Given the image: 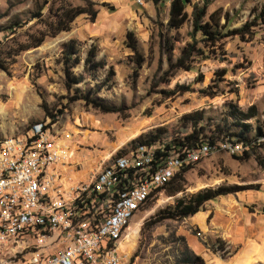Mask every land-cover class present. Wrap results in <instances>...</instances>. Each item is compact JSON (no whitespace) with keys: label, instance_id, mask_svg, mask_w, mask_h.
I'll return each instance as SVG.
<instances>
[{"label":"rangeland","instance_id":"374dc122","mask_svg":"<svg viewBox=\"0 0 264 264\" xmlns=\"http://www.w3.org/2000/svg\"><path fill=\"white\" fill-rule=\"evenodd\" d=\"M74 1L84 3V0ZM92 1L99 11L95 21L82 15L74 21L70 32L47 37L40 47L10 56L7 52L15 50L17 44L10 40L12 37L7 39L8 32L4 28L26 22L43 0H0V42L4 52L1 59L6 65V69L0 68V141L9 136L24 135L35 124L47 123L58 143L73 153L67 162L71 168L66 167L64 172L74 182H79L88 179L100 160L129 152L140 135L162 129L158 140L167 142L186 135L190 128L184 127L183 117L188 113L204 111L205 120L221 123L230 103L245 111L255 105L257 116L249 123L253 127L264 124V23L258 22L247 40L239 37L226 39L223 45L225 61L209 59L198 62L195 71L179 70L168 82L161 83L168 64L165 42L160 35L179 37L174 50V57H177L189 41L191 23L166 35L167 12L162 4L156 6L151 0H141L142 4L138 0ZM191 1L202 3L203 0ZM210 2L208 16L216 10L221 14L228 13L230 29L253 20L264 8V0ZM110 5L114 7L113 12L108 9ZM127 6L130 16L124 13ZM43 17H50L49 6L44 9ZM44 28L40 20L25 23L18 29L17 41L25 42L29 35ZM128 31L134 32L145 57L138 73L135 72L132 52L125 44ZM72 39L79 41L83 57L92 45L97 46V59H104L107 65L96 77L85 76L83 83L69 90L61 53L63 45ZM110 67H113L115 76L108 82ZM222 69L226 71L223 77L218 74ZM197 70L203 73V81H195ZM74 71L83 73L82 65ZM103 82L108 84L95 95L104 105L118 109L117 112H104L83 100H72L74 95ZM176 85H190L192 91L165 98L162 92L174 90ZM54 116L57 118L52 122ZM209 129L207 134L213 131ZM247 135L254 139L255 131ZM260 143L248 158L239 159L220 152L195 163L185 175L187 194L219 186L244 187L239 193L205 205L204 211L218 206L225 208L216 217L219 224L212 237L205 238L187 221L188 218L164 220L151 227L161 210L184 195L169 197L160 192L132 217L119 246L125 258L136 264H177L188 246L202 256L206 264H244L246 259L249 264L263 263L264 140ZM218 239L229 247L224 259L206 245ZM223 251L219 250V253Z\"/></svg>","mask_w":264,"mask_h":264},{"label":"built area","instance_id":"2783aa9c","mask_svg":"<svg viewBox=\"0 0 264 264\" xmlns=\"http://www.w3.org/2000/svg\"><path fill=\"white\" fill-rule=\"evenodd\" d=\"M245 147L232 140L198 148L164 140L137 144L100 160L87 180L74 182L63 171L71 168L73 153L47 123L5 137L0 264H136L119 247L134 214L183 168L220 152L242 154Z\"/></svg>","mask_w":264,"mask_h":264},{"label":"trees","instance_id":"16d2710c","mask_svg":"<svg viewBox=\"0 0 264 264\" xmlns=\"http://www.w3.org/2000/svg\"><path fill=\"white\" fill-rule=\"evenodd\" d=\"M154 5L166 2L165 0H151ZM168 11V20L166 24V35L172 31H179L186 23H191V32L189 33V41L180 49L179 55L174 57L175 44L179 41V37L160 35L165 42V50L167 54L168 69L164 73L162 82H168L175 73L179 70L193 72L196 68V63L206 61L209 59H216L221 62L226 60V53L223 51L224 41L228 38L239 37L241 40H247L248 36L254 33V27L258 22L264 23V8L253 20L245 22L241 27L230 29L228 25V13L221 14L220 10H216L208 16V8L211 5L210 0H203L201 2H192L191 0H170ZM95 3L92 0H84L83 4H78L74 0H43V4L31 15V17L24 23H15L14 26L4 28L8 32L7 39L16 42V49L12 52H7V55H19L31 49L40 47L47 37H55L63 32H70L74 21L86 15L90 21H95L99 15V11L95 8ZM49 6L50 17H43V11ZM107 6V5H105ZM191 8V12H188ZM110 11H114L113 6H109ZM50 18V19H49ZM225 22L222 23V19ZM37 20L41 21L45 28L28 36L27 41H17V32L25 23ZM161 42V43H162ZM126 47L132 52V61L135 64V72L142 68L145 57L139 48L138 40L133 31H128L126 35ZM3 43L0 42V68L6 69L5 61L1 59L4 54L1 51ZM164 47V45H163ZM221 50V52L218 51ZM98 47L92 45L86 52L85 57L81 55L79 41L72 39L63 45L61 53V63L63 65V72L65 76V83L67 89H71L77 84L84 82L85 76L92 78L96 77L100 69H103L107 62L104 59L98 60ZM82 65L83 73L76 74L74 69ZM198 71V76L195 81H203V73ZM225 69L218 71L221 77L225 74ZM115 76L113 67L109 68L106 81H111ZM108 83H101L95 88L80 95H74L72 100H83L86 104L93 108L102 110L104 112H117L118 109L104 105L102 100L95 94L106 86ZM192 91L190 85H176L174 90L163 91L165 98L175 97L180 94ZM209 94L208 91H202ZM227 115L221 123H211V119L205 120L204 111H196L188 113L183 117L184 127L190 128L186 135L176 136L170 143L177 147L188 146L191 148H198L204 143L215 144L222 140H232L235 142H243L245 150L243 156L236 155L239 159H245L255 152L260 141L264 140V124L253 127L249 121L257 116V107L251 105L246 111L239 106L230 103L228 105ZM56 116L53 121H56ZM214 129H212V128ZM210 128V129H209ZM235 128V129H234ZM239 128V129H238ZM213 130L211 134H207V130ZM255 131V138L250 139L248 133ZM163 133L162 129H158L157 133L149 132L137 137L133 143L147 144L153 143L160 139ZM135 145V146H136ZM194 164L183 168L178 172L168 183L161 187L160 192H164L169 197H176L180 193L183 196L175 199L172 205H168L161 210L158 217L151 223V227L163 222L164 220H184L197 215L204 211L205 205L210 201H215L218 198L226 197L231 194L241 192L244 187L238 186H219L217 188H205L194 193L187 194L186 191V174ZM152 198L150 201L154 200ZM252 212L253 209H251ZM264 212V205L262 207ZM209 250L214 254L219 255L224 259L229 253L225 241L218 239L213 243H206ZM219 250H224L219 253ZM177 264H206L202 256L195 254L188 246L182 254V259ZM260 264H264L260 263Z\"/></svg>","mask_w":264,"mask_h":264},{"label":"crops","instance_id":"0c3cea01","mask_svg":"<svg viewBox=\"0 0 264 264\" xmlns=\"http://www.w3.org/2000/svg\"><path fill=\"white\" fill-rule=\"evenodd\" d=\"M166 2L161 3L162 6L166 7V12H167V20H168V11H169V5L167 3V0H165ZM124 13L128 16L131 15V11L128 8V6L126 7V9L124 10ZM66 167H63V171ZM71 170V169H70ZM71 171H76V170H71ZM232 203V200H230ZM223 210H225L224 207L218 206L217 208H213L212 210H206V211H202L200 213H198L197 215L188 218L187 221H189L191 223V225L194 226V228H196V230H199V232L205 236V238H210L213 236V233L215 232V228L218 226V220L216 219L218 214H222ZM246 210V209H245ZM243 210V212L245 211ZM231 211V210H228ZM251 245V243H250ZM248 245V247L250 246ZM200 248V247H199ZM200 253V252H199ZM198 255V254H197ZM249 259H246L244 262V264H249L248 263Z\"/></svg>","mask_w":264,"mask_h":264}]
</instances>
